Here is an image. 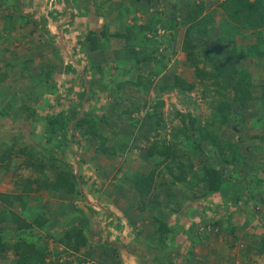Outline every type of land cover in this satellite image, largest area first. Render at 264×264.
Segmentation results:
<instances>
[{"label":"rangeland","instance_id":"rangeland-1","mask_svg":"<svg viewBox=\"0 0 264 264\" xmlns=\"http://www.w3.org/2000/svg\"><path fill=\"white\" fill-rule=\"evenodd\" d=\"M4 1L1 0L0 9L4 10L6 7L11 9L10 5L7 6L9 3H5ZM69 1H72L74 4L75 2L77 3L75 0ZM142 1L146 2V5H150V7H148L149 11H147L144 7L142 13H145L144 15L149 14V16L153 15V25L156 28L155 33H157V35L163 34L164 32H170L168 34H172L171 37L168 36V34L167 36L165 35V37L159 36V38H156L158 43L146 44V47L150 46L151 49L153 48L152 52L154 55V64L151 62L145 67H138L135 64V58H131L129 62L119 64V66L115 68L116 66H114V64H105V58H102V69L95 62L96 59H98L96 54H93L95 55V60H93L89 55V52L86 55V58L83 56L76 58L79 59V62H77L76 59V61L66 60L63 58L62 54L54 56L55 53L53 49L59 53L60 51L56 46L60 44L62 45V41L59 38L49 39L46 35L47 33L44 34L40 27L37 24H34V22H31L30 20L27 21L28 17L22 13H19L22 21L29 25L26 29L27 32L24 29L26 36L22 40H19V37L15 39L10 38L11 41L8 40V42H12L13 48L20 49V52L23 54H25V51H30L31 46H36L34 48H36L37 55L43 57L44 61L47 60L50 55H52L54 59L57 58L55 62L60 64L59 69H63L65 64L71 65V68L68 69L67 73L64 71L65 73L63 74L65 75L63 76L58 71H56L54 75L53 73H39L37 75V78L43 80L45 84V92L42 95L43 97L45 94H50V101L52 103L56 99L54 96L59 93L57 98L60 99L58 101L55 100L58 105L56 104L53 109L54 112L59 110H69V101H71V99L75 102H79L80 98H77L75 94L77 91L84 93L83 91L85 90H83V84L87 83L86 86L90 88L96 87V85L99 84V86L94 90L96 93L98 91L97 94L99 95L100 103H96V106V104L87 102L86 100V103L83 106L80 105L78 110L81 111L82 107L84 111L92 109V112L89 114L95 116V119L108 112V110L117 111L116 114L120 117L116 119L112 116L111 118L117 121L116 127L118 125V130L115 131L111 129L107 131L111 133L110 135H107L108 145L111 143L114 144L115 141H127L128 145H130L129 147L131 149V153L134 154L137 153L138 150L145 152L142 151V149H145V146H150L154 141H156V143L163 141L162 146H164V149L169 148L170 152L166 154L165 157L164 152L162 153L161 147L159 149V158L152 157L153 159L148 163L151 166L153 165V162L155 163V160L158 161L159 159V161H162V164H159L160 166L158 169L164 170V168H166V164L170 165L173 162L180 160L178 157L172 158V156H175L176 152L179 151L180 153H187L189 147L192 146V139L198 142L200 139L199 135L204 133V131L206 134H215L214 131L217 130V139L219 138L222 140L223 147H227L228 149L225 150L223 154L231 156V148H234L235 157H242V161L238 160L239 164H235V167L233 168L234 170H232L234 175L248 186H250V183L252 182L251 179L253 177V181H264V119L261 116L263 111L262 99L264 97L262 93L264 90V55L254 58L249 56H242L240 58L237 57L234 60L237 72H232L231 65L228 64L227 66L229 68H223L219 73H217L214 69V66L217 67L215 63H217L218 57L222 60V54L225 53L226 49L231 51L234 47L238 48L246 45H254L256 43V35L249 34V32L247 33L248 36H243L242 33L236 34L234 33V28L232 26H229L226 22L223 23L221 21L223 15L215 11L221 0ZM29 3V0L25 1V5H27L30 10L31 7ZM65 3V1L62 2V4ZM192 5H196L195 7H197V10L198 7L202 6L199 16L210 12L214 16L215 22L211 24H209L210 22L206 24L200 23L195 27L191 26V28H188L191 22L189 21L190 19L187 20V18L190 13V6ZM37 8V12H31V17H34L37 20H42L46 31L49 32V26L47 23L51 22L49 20L50 14L48 13L52 9V6H50V0H39L38 6L32 10L36 11L34 9ZM157 15H160L161 19H164V21L173 22L170 25L171 27L173 26L172 29H168V31L163 28L162 24L160 25V21L158 22V20H156ZM19 28L21 27L19 26ZM187 29L189 30L187 39L189 42L184 41ZM3 31L5 32V29H3ZM132 33L134 38V32ZM137 37L138 36H135V39ZM262 37L264 38V35H262ZM113 45L116 46L115 40H113ZM139 46H142V43H140ZM258 46L264 51V41L259 43ZM237 50L238 51L236 52L239 53V49ZM243 50L244 49H242V51ZM89 51H91V49ZM144 52L147 53L146 50ZM54 67L55 66L52 64L49 69L52 70L53 68L54 70ZM101 69L103 74L107 75V77L101 74L103 78L100 80L99 71ZM115 69L118 70V72H121L120 77H122V79H120L119 76L117 78L116 76H113ZM241 70H245L244 75H242ZM23 73L24 72H20V76L17 72L12 73V79H17V83H13V88H21L20 90L24 89L20 86V83L27 84L28 77L25 76L26 73ZM239 76H243L244 80L248 82L251 93L245 107H242L243 105H241L238 101H233L235 96L233 85L237 82ZM113 77L115 78L114 80L121 82L119 86L129 85L127 87H130L131 89L133 87L131 83L134 81L142 83L145 88V90L142 88V92L146 93L145 95L146 98H148V105H143V103H141L138 106H133L127 101L125 102L123 97H120L122 87L117 88V85H115L112 81ZM176 81L179 82V84L185 83L186 85H191L193 83V87L189 90H182L174 85ZM66 83L69 84L68 87H72V91L69 94L65 89H62L63 91L61 92L58 89V87L62 88ZM77 86L78 88L76 89ZM42 99L39 102L40 105H43ZM229 104L230 106H228ZM12 105V112L14 114L5 117L0 125V131H5L3 133L4 135L0 136V139L2 138L5 139V141H9L11 147L14 144L11 140L14 139L20 140L19 143L24 141L22 137L26 139V142L33 141L30 136L32 125L29 118H26L29 115L28 112L23 111L24 109L19 111V108L17 109L15 104ZM19 106L21 105H18V107ZM25 106L32 108L35 104L32 101H28ZM147 106H149V108H147ZM105 107H107L108 110L103 109ZM153 110L154 115L150 118L147 113L153 112ZM93 111H96V113ZM126 112H129L130 116H128ZM111 114L113 115L114 113ZM126 117L130 118L127 119ZM145 117L149 119V122L147 120H143ZM137 121L138 123L134 125ZM99 124L100 127H102L105 123L100 122ZM81 130L82 129L71 131V129H69L68 132H66L68 139L67 143H64L67 145L66 152H70L73 149H77V151H79V146H77L78 142L84 143L86 140H80L81 138L79 137ZM19 131H24L25 134L21 137L16 136ZM73 135L76 136L75 140L77 141V144L74 146H72L71 140V136ZM33 137L35 138V136ZM94 140L95 139L92 141ZM95 141H97V139ZM69 143H71V146H69ZM202 146L205 152L198 156L192 155V153L188 152L189 157L187 158L191 157L190 161H193L194 164L193 168L189 169L187 167L189 171L185 170L187 172L186 178L188 180L193 176H199L197 171L200 170L201 173L206 167H215L220 168L221 170H225L227 168L226 165L219 164L217 152L214 153V158L209 157L207 152L209 150H213L214 147L209 146L205 142L202 143ZM36 147L34 149H39L38 152L48 158L46 149L43 148L44 146L41 147V145H38ZM83 147L84 146H82V150ZM1 150L3 151L2 148L0 151ZM29 150L31 152L32 147ZM45 157H43L44 160L46 159ZM164 157L166 159H164ZM10 159H14V157L9 155V160ZM72 161H74V159L69 158L67 163L73 167V164L71 163ZM190 161L184 162L185 166H187ZM61 164L63 167L64 163L57 161L56 163L51 162L49 166L56 169L57 165L60 166ZM155 165H153V167H156L157 170L158 164L155 163ZM92 168L93 167H91V169ZM121 170L122 169H118L119 172H121ZM33 172H36V176H38V170L34 171L33 168L28 167L27 171L17 172L13 178L18 181L20 177L29 175L30 173L32 174ZM49 175L54 177L55 174L53 171H50ZM65 175H63V177H65ZM80 175L82 176V173H80ZM97 175L98 173H92V181L96 179L95 177H97ZM163 175V185L172 189V192L174 193L173 203H176L177 208L178 206L181 210H188L191 208L192 204L190 203H194L193 200H196L197 198L192 199L194 194H192L187 182L177 187H174L173 185L170 186L169 173L164 172ZM131 176L132 174L129 175V179ZM98 181L99 180H95L96 183H98ZM86 183L87 181L84 179L83 187L85 188L87 186ZM131 184L132 182L128 181L127 185L129 187H132ZM123 185L126 184L123 183ZM163 190L166 189L161 188L159 191V199L162 197ZM197 192L199 193L201 191ZM209 196L212 197L211 200L217 197L216 194H211ZM100 202L108 203L106 197L102 198ZM204 204H206L205 201L204 203L199 202L197 204L196 200L193 206L197 207ZM250 205L251 207L246 209L244 207L242 209L229 208L226 210V213L231 214L229 217L223 216L225 214L223 211L214 215L212 218H218V224L199 227L196 232L192 234L193 236H183L184 244L181 242L182 246L178 243H173V246L171 245L173 249L170 250V252H163L162 254L160 249H156L157 254L160 255V259L171 257L177 262V264H241L238 262L239 259L238 261L234 260L235 257H241L243 262L245 258L242 257H248L251 264H264V185H262L261 189L255 193L254 198L252 199V204ZM186 206L189 208H186ZM245 220L250 221L249 224L252 229L249 228V226L244 225ZM237 226L242 228L243 230L241 231H244L245 233L242 234L239 240L235 238L236 235L233 233L235 231H233V228ZM214 228L218 229L215 230V232H212L215 233L217 237H215L214 234V236L210 237L216 240L218 244L216 247L214 246L215 244H212L207 249L201 248V251H205L207 254H204V256L198 260V258H196L197 254L194 253L197 239H201L202 234H204L205 237L208 236L206 233H209L211 229ZM225 231L228 234H226ZM245 237L246 239H253V242L250 240V242L245 241ZM154 241L156 240L154 239ZM224 242L231 243V246L227 249V254L225 255L223 254V251L217 250L219 253L217 252L215 255H212V251L217 248H221L222 246L219 244ZM255 242H257L258 245H254ZM175 251H178L177 256H175ZM13 252H11V255L14 257ZM213 256L218 258L213 259ZM155 260L159 261L158 258H155Z\"/></svg>","mask_w":264,"mask_h":264},{"label":"crops","instance_id":"crops-1","mask_svg":"<svg viewBox=\"0 0 264 264\" xmlns=\"http://www.w3.org/2000/svg\"><path fill=\"white\" fill-rule=\"evenodd\" d=\"M63 1L54 0L53 3L59 2L60 5L65 6L64 17L60 20V22H55L50 15L49 20L51 22L47 23L49 26L48 38H59L62 41V45L56 44V47L60 51L59 53L53 49L55 53L54 56L62 54L63 58L66 60H77V62H79V59L76 58H80V56L86 58V55L89 52V55L93 60H95V55L93 54H96L98 59H96L95 62L102 69V58H105V64L111 63L116 66L115 68H117L119 64L129 62L130 59L129 54H126L125 52V37L120 36L122 34H126L128 27L130 26L133 31H136V29L141 33L146 31V39L142 41V46H136L138 51L137 55H144L145 52L143 51L146 50V54L153 57V59L149 61L135 60V64L138 67H145L151 62L154 64V55L152 52L153 48L151 49L150 46L146 47V44H155V42H151L156 41V38H159V36L162 37V35H164L165 37L166 33L164 32L163 34L157 35L154 31L151 33L148 30L149 28L144 26L145 24L152 25V28L154 26L153 15L149 16V14L144 15L145 13H142L144 7L147 11H149L148 7H150V5H146V2L142 0H75L77 1L75 4L70 1L62 4ZM4 2L9 3L8 0H5ZM7 6H9V4ZM69 8L71 11L73 10L72 12H76V19L73 21V24H70L66 31L64 30V27H66V23L69 21L67 12V9ZM215 11L222 14L218 6ZM0 23L1 125L2 120L5 117L14 114L9 104H15L17 109L20 107H18V105H22L24 103L26 104L28 101H32L35 105L39 104L40 100L43 98L42 95L44 94L45 86L44 81L37 78L39 73H53L54 75V73L58 71L63 76L65 75L63 73H67L68 69H66V67L69 64L64 63V68L59 69L60 64L55 62L57 58L54 59L52 55L44 61L43 57L37 55L36 48H34L36 46H29L30 51H25V54L20 52V49L13 48L12 42L10 43L8 40L11 41L10 38L15 39L17 37H19V40L24 39L27 32L26 29L29 27V25L22 21L19 12L13 10L12 8L8 9L7 7L4 10L0 9ZM19 26L21 28H19ZM3 29H5V32ZM24 29L26 32H24ZM89 30L93 31L98 36L100 34L102 35L100 39H98L100 41L98 47L91 51L87 48L83 55L74 54L71 48L76 46V32L80 31L83 33L82 36H85ZM259 30H261V33L263 32L262 35H264V27ZM136 35L138 34L136 33ZM113 40H115L116 46L113 45ZM52 64L55 66L54 70L53 68L52 70L49 69ZM102 69L99 71L100 80L103 76L107 77V75L103 74ZM15 72H17L18 75L20 72H24L26 73L25 76L28 77L27 84L20 83V86L24 88L23 90H20L21 88H13V83H17L16 78L15 80L12 79V73ZM120 74L121 72H118V70L115 69L113 76H116V78L119 76V78L122 79ZM112 79L114 84L117 85V88L122 87L120 97H123L125 102L127 101L133 106H138L141 103H143V105H148V98H146L145 95L146 93L142 92V88L145 90L142 83L134 81L131 83L133 86L131 89L130 87H127L129 85L119 86L121 82L114 80V77ZM86 84L87 83L83 84V90H85L83 98L79 96L81 91H77L75 94L77 98H80L81 106L86 103V100L87 102H91L93 104H99L100 98L97 94L98 91L96 93L94 90L99 86V84L96 85V87L91 88L87 87ZM68 86L69 84L66 83L62 88L58 87V89L60 92L63 91L62 89L66 90V88L72 89V87ZM77 88L78 86L76 89ZM58 95L59 93H57L54 97L57 98ZM55 100L53 103L57 104V101ZM69 102V110H67L68 112L66 111V114L68 115L70 110H72L73 105L78 104V102H75L73 99ZM147 108H149V106H147ZM103 109L108 110L107 107ZM93 112L96 113V111ZM116 112L117 111L115 110H108V112L102 115V117L105 118V121H99L97 124L96 134H101L106 137L105 145L108 143L107 135L111 134L107 131L111 129L115 131L118 130V125L116 127L117 121L111 118L112 116L116 119L120 117L117 116ZM83 113L84 110L82 107L78 116L69 122V129H71V131L78 130L73 126L75 122L83 116ZM111 113L114 114L112 115ZM126 118L129 119L128 117ZM143 120H147L149 122L147 117L143 118ZM100 122L105 124L100 127ZM136 123H138V121L135 122L134 125H136ZM4 132V130L0 131V136L4 135ZM32 132L36 133L37 131L33 130ZM8 133L11 134L10 132ZM23 134H25L24 131H19L16 136L21 137ZM22 139L24 141L21 143H19L20 140H11L15 144L14 148L11 147L9 141H5V139L2 138L0 139V149H3V151H0V157H2V153L6 152L9 148L12 151L11 155L14 157V159L11 160H9L8 157H3V161H0V215H4V220L1 221L0 226L5 229V240L8 241L9 244L14 242L12 240H14L15 231L17 230L16 224L9 220L10 217H8V215H10L9 211H11L25 220H29L31 217L38 215L41 216L40 219L46 220V224L44 225L45 229L40 230L37 227L31 229V234L35 236L34 238H36V241L39 240L41 243H44L51 253L50 256L47 257L46 261L56 259L54 258L55 253L59 252L60 257L57 263L61 264H65L66 262L69 264H159L161 261L160 255L157 254V251L154 248L156 244V241H154V239L156 240V238H154V232L157 225L155 220L156 210L155 208L146 205V203L143 205L139 201V195L136 191L133 192V188H130L127 183L126 185H123L124 182L130 180L135 175L148 173V171L153 168L154 162L152 163L153 165H151L152 167L148 163L153 159L147 154L149 146H145V149H142V151L145 152L138 150L137 153L133 154L131 153V149L129 147L130 145H127L123 155L118 153L116 155H110L109 152H102L99 150L98 140L95 141L97 138L89 137L86 138L84 143L79 142V151L73 148L70 152H66L65 150L64 153L60 154L59 161L69 165L67 164L68 159H74V161L71 162L73 167L69 165L71 170L75 168L73 170L74 174L80 175V173H82V181L77 177L79 196H73L72 193L65 191V189H62L61 191H50L45 187H38L37 183L33 180L36 178L41 180L47 178L49 182H53L55 181L57 172L64 170V166L62 167V164L60 166L57 165L56 169H53L47 165L43 169V172L37 166H30V161L35 162L37 159L28 157V155L24 152H30L29 149L31 147L32 150H34L38 144L35 141L26 142V139L23 137ZM93 139L95 140L92 141ZM112 144L113 143L110 145L107 144L106 146L111 147ZM74 145L75 144H72V146ZM69 146H71V144ZM82 146H84L83 150ZM22 147H24V152L17 154L15 150H19ZM36 154L39 156L38 161L40 163H43L47 159L45 155L40 152ZM43 157L46 159L44 160ZM27 160H29L28 163H26ZM28 167L33 168L34 171L38 170L40 172H38V176L40 177L36 176V172H33V175L31 173L29 175H24L23 177H20L18 181L13 178L17 172L27 171ZM91 167L93 168L91 169ZM118 169H122L121 172H119ZM50 171L54 172V177L49 175ZM92 173H98L97 177H95V180H99L98 183H96L95 180L92 181ZM130 174H132V176L129 179ZM84 179L87 181L86 188L83 187ZM27 187L34 190L28 192L27 189H25ZM135 193L137 195H135ZM104 197H106L108 203L100 202V200ZM129 198H132L134 202L130 203L128 200ZM192 199H196L194 195ZM196 200L198 204L200 200ZM196 200H193L194 203ZM194 203L191 202V206H193ZM186 208L189 207L186 206ZM170 215L171 214H168V219ZM245 222H247L249 228H251L249 224L250 221L245 220L244 223ZM77 225H80V227L83 228L82 231L84 236L87 238V241L85 244L80 246L77 252H74L72 249L66 248L64 244L61 243L60 239L65 238V230L73 231ZM215 228L211 229V234L210 232L206 233L208 236L205 237V235L202 234L201 239H197L194 253L197 254L196 258H198V260H200L204 254H207V252L201 251V248L207 249L212 244H215L214 246L216 247L218 244L216 240L210 237L215 235V233L212 232L218 230ZM241 230L243 229L239 226L233 228L234 232H232L235 233V238H237V240L241 238L242 234H245L244 231ZM225 233L228 234L226 231ZM39 234L44 237L39 238ZM47 234H50L51 237L49 235L46 236ZM215 237L217 236L215 235ZM244 239H246V237ZM249 240L250 239L247 238L245 241L253 242V239ZM176 241L180 244V246H182L181 242H183V236L181 233L176 236ZM219 245L222 247L212 251V255H215L217 252L219 253L217 250L223 251V254L226 255L228 252L227 249L231 246V243L224 242ZM254 245H258V243L255 242ZM6 249L8 250L5 253V256L4 254L3 256H0V264H14L15 258L10 252L12 248H9L8 246ZM163 252L164 251H162V254ZM155 258H158L159 261H156ZM212 258L216 259L218 257L213 256ZM242 258H245L244 262L241 257H235L234 260L238 261L239 259L238 262L241 264H251L248 257Z\"/></svg>","mask_w":264,"mask_h":264},{"label":"trees","instance_id":"trees-1","mask_svg":"<svg viewBox=\"0 0 264 264\" xmlns=\"http://www.w3.org/2000/svg\"><path fill=\"white\" fill-rule=\"evenodd\" d=\"M25 1L27 0H9V5H11L10 8L27 16V21L30 20L31 22H34V24H37L44 34L47 33L46 35L48 37V31H46L45 29L44 22L40 19L37 20L34 17H31V12L38 11V8L34 9L36 11H33L32 9L38 6L39 0H29V4L31 7L30 10L28 9V6L25 5ZM64 1L67 2L69 0ZM52 5V9L48 13L52 16V19L55 22H60V20L65 15V6L60 5L59 2L52 3ZM195 6H190V13L188 15L187 20L190 19L189 21L191 22V24L188 26V28H191V26L195 27L200 23L206 24L210 22L209 24H211L215 22V18L210 12L204 13L203 15L199 16L200 11L202 10V6L198 7V10ZM218 7L220 8L223 15L221 21L223 23L226 22V24H228L229 26H232L234 28V33H242V35L245 36L249 32V34L256 35V43L254 45H246L244 47L238 48L234 47L231 51L226 49L225 53L222 54V60L218 57L217 63H215L217 67L214 66V69L217 73H219L223 68H229L227 64L231 65L232 72H237L236 67L234 65V60L237 57L240 58L242 56H249L254 58L264 55V51L258 46L259 43L264 41V38L261 36V30H259L264 27V0H221L219 2ZM71 9H67L69 21L66 23V27H64V30L66 31L67 28H69L70 24H73V21H75L76 19V12H72L73 10L71 11ZM156 20H158V22L160 21V25L162 24V27L166 30H171L173 27L170 26L173 22L164 21V19H161L160 15L156 16ZM144 26L148 27V30L150 32H156V28L154 26L153 28L151 27L152 25L149 24H145ZM188 31L189 30L187 29V31L185 32L184 41H188ZM132 32H134V38ZM135 32L138 35H136ZM145 32L141 33L137 29L136 31H133L129 26L126 34L120 35L125 37V52L126 54H129L130 59L135 58L136 61H149L153 59L151 55H147L146 53L144 55H137L138 51L136 49V46L146 39ZM168 33H166L165 35L167 36ZM82 35V32H76V46H73L71 48L73 53L76 55H83L84 51L87 48L91 50L96 49L98 47V44L100 43L98 39H100V37L102 36L101 34L98 36L91 30H89V32L86 33L85 36ZM171 35L172 34H168V36L170 37ZM135 36H138L136 38L137 40L135 39ZM154 42L158 43L157 41H152L151 43ZM237 49H239V53L236 52L238 51ZM242 49L244 50L242 51ZM70 68L71 65H68L66 67V69ZM244 71L245 70H241L242 75H244ZM174 85L182 90H189L193 87V83L191 85H186L185 83L179 84V82L177 81L176 83H174ZM233 88L235 91L233 101H238L241 105H243L242 107H245L247 105L248 99L251 96L248 82L244 80L243 76H239L237 82L233 85ZM66 91L69 94L72 90L66 88ZM83 92L84 93L81 92V94L79 95L80 97H84L85 91ZM262 93L264 96V90ZM49 95L50 94L44 95V99H42L43 105L36 104L32 108H29L28 106H25V104H22L19 107V111L21 109H24L23 111L28 112L29 115L26 118H29L31 122L32 131H37L36 133L31 131L30 136L33 141H37L36 143L39 146H44L43 148L46 149L48 158L43 163H40L38 161L39 156L35 153V151L39 153V149H34L31 152H24V147H22L19 150H15L17 154L24 152L28 155V157H33L34 159H37L35 162L30 161L29 164L30 166H37L42 172L43 169L51 162L56 163L57 161H59L60 154L64 153L65 150H67V147H64L67 145L64 143H67L68 141L66 132H68L69 130V122L78 116V107L81 105L80 101L78 102V104L73 105L69 115L66 114V111L59 110L54 112L53 109L55 108L56 104H54L53 102L51 103V96ZM56 100L58 101L59 98H56ZM262 102L263 111L261 116L264 119V97L262 99ZM9 106L11 109L13 108L12 104H9ZM228 106H230V104ZM90 112L92 111H84L83 116L80 117L73 126L75 129H82L79 137L81 138L80 140H84L89 137H95L98 140L99 150H101L102 152H109L110 155H116L117 153L123 155L128 145L127 141H115V143L112 144L111 147L106 146V137L101 134H96L98 122L105 121V118L101 116L95 119V116L89 114ZM153 113L154 110L153 112H148L147 114L150 118H152L154 115ZM126 114L130 116L129 112H126ZM214 132L216 135L210 133L206 134V132L204 131V133H201L199 135L200 139L198 142L192 139V146L189 147L187 153H180L179 151L176 152L175 156H172V158L178 157L180 158V160L175 161L170 165L166 164V168H164V170L158 169V167L160 166L159 164H162V161H159L158 159V161L155 160V163L158 164L157 170L156 167H153L148 171V173L137 174L130 180L124 182L125 184L128 183V181L132 182V187L130 188H133V192L136 191V193L140 197L139 201L143 205H145L146 203V205L155 208V220L157 225L155 227L154 232V238H156V244L154 248L160 249L161 252H170V250L173 249V243H177L175 236L179 233H181V235L184 237H191L193 236L192 234L195 233L197 228L199 227L218 224L219 219L215 217L212 218L214 215H217L218 213L223 211L225 212L223 216L229 217L231 216V214L226 213V210H228L229 208L242 209L244 207L246 209L251 207L250 204H252V199L254 198L255 193L261 189L262 185H264V181H253V177L251 179L252 182L250 183V186H248L237 176L234 175V172L232 170H234L233 168L235 167V164H239L238 160L242 161V157H235L236 155L234 148H231V156L224 155L223 152L228 149L227 147H223L222 140H220L219 138V140L217 139V130ZM33 136H35V138ZM75 138V135L71 136L72 144H77ZM204 142L207 143L209 146L214 147L213 150H209L207 152L209 154V157L214 158V153L217 152L219 164H224L227 166V168L225 170H221L220 168L206 167L201 173L200 170L197 171L199 176H193L191 179L188 180L186 178L187 172L185 170L189 171V169L193 168L194 166L193 161H190L191 157L187 158L189 157L188 152L196 156L202 154L203 152H205L202 146V143ZM162 143L163 141L160 143H156V141H154L149 146L147 154L151 157L159 158V149L162 147V153L164 152V155L166 157V154L170 152V149H164ZM70 144L71 143H69V145ZM78 145L79 142L77 146ZM14 146L15 144L12 145L13 148ZM11 153L12 151L10 150V148L6 152H3L2 157H0V161H3V157H8L9 159V155H11ZM165 157L164 159H166ZM189 161L190 163L185 166L184 162ZM28 162L29 160L26 161V163ZM164 172H167L170 175V186L173 185L174 187H177L181 186L184 182H187V185L192 191V193L195 195V198L199 199L200 203H204L205 201L206 204L197 207L192 206L188 210H180L179 206L177 208L176 203H173L174 193L172 192V189L170 187L168 188V186L163 185ZM63 175H65V177H63ZM77 177L81 180V175L74 174L73 170H71V167L69 165L64 164V170L58 171L55 176V181L49 182L47 178H44L42 180L36 178L33 181L37 183L39 188L45 187L50 191H61L62 189H65V191L72 193L73 196H79ZM161 188H165L166 190H163L162 197L159 199V191L161 190ZM25 189H27L28 192L34 190L29 187ZM197 191L201 192L198 193ZM136 193L135 195H137ZM211 194H216L217 197L211 200L212 197L209 196ZM128 200L130 203L134 202L132 198H129ZM9 212V220L16 224L17 230L15 231L14 240H12L14 242L9 244L8 241L5 240V229L0 226V256H3V254L5 256V253L8 250L6 249V247L9 246V248H12L10 252L14 251V264H61L57 263L60 257L59 252L55 253L54 258L56 259L46 261L47 257H49L51 254L50 251L47 249V246L44 243H41L39 240L36 241V238H34L35 236L31 234V229H33L34 227H37L40 230L45 229L44 225L46 224V220L40 219L41 216L39 215L31 217L29 220H25L24 218H20L19 215H16L11 211ZM168 214H171L169 216V219L167 218ZM3 216L4 215L2 214L0 215V223L4 220ZM244 225L248 226V223L245 222ZM82 230L83 228H81L80 225H77L73 229V231L65 230V238L60 239L61 243H63L66 248L72 249L74 252H77L80 246L85 244L87 241V238L84 236ZM48 235L51 237L50 234H47L46 236ZM42 237L44 236L39 234V238ZM178 251L175 252V256L178 255ZM170 258L171 257L161 259L159 264H176V262ZM65 264L69 263L66 262Z\"/></svg>","mask_w":264,"mask_h":264},{"label":"clouds","instance_id":"clouds-1","mask_svg":"<svg viewBox=\"0 0 264 264\" xmlns=\"http://www.w3.org/2000/svg\"><path fill=\"white\" fill-rule=\"evenodd\" d=\"M54 0H50V6H53L52 3H53Z\"/></svg>","mask_w":264,"mask_h":264}]
</instances>
